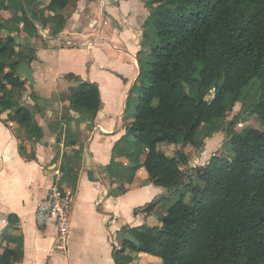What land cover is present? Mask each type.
Listing matches in <instances>:
<instances>
[{"label":"trees","instance_id":"trees-1","mask_svg":"<svg viewBox=\"0 0 264 264\" xmlns=\"http://www.w3.org/2000/svg\"><path fill=\"white\" fill-rule=\"evenodd\" d=\"M71 1L49 0L47 10L60 12ZM144 3L151 10L144 36L150 32L153 44L143 53L145 58L140 57L138 78L127 97L126 107L134 89L140 95L126 133L146 151L128 178L143 167L148 181L169 193L183 179L184 192L159 218L160 228L127 231L145 245L141 252L158 257L162 264H264V0ZM22 21L36 34L25 14ZM46 21L43 18V25ZM5 28L0 22V112L13 109L9 89L24 86L17 66L31 60L19 56L16 40L4 33ZM67 78H75L78 85L71 89L65 109L94 118L102 108L97 85L71 74ZM187 86L195 88V96ZM249 87L255 92L250 110L260 126L227 137L232 159L213 154L205 165L194 168L195 182L180 170L189 157L179 148L167 155L157 150V144L177 145L179 140L203 146L199 128L225 119L227 101H240ZM209 92L214 94L207 99ZM32 111L16 107L14 117L38 136ZM213 133L211 128L205 137ZM155 206L147 204L135 213L150 214ZM127 250L140 251L124 241L114 254L115 264L131 262L132 257L124 255ZM21 259V251L0 246V264H19Z\"/></svg>","mask_w":264,"mask_h":264},{"label":"crops","instance_id":"crops-1","mask_svg":"<svg viewBox=\"0 0 264 264\" xmlns=\"http://www.w3.org/2000/svg\"><path fill=\"white\" fill-rule=\"evenodd\" d=\"M74 1L78 15L102 18L96 37H88L95 34L94 29L85 35L65 29L45 46L16 47L19 56L31 58L28 65L36 84L29 85L19 75L24 86L9 89L13 109L0 112V246L21 251L19 264H115L114 254L123 237L131 235L127 230L160 228L159 218L173 204L167 209L160 206L169 192L151 184L145 169H137L128 178L142 157L135 156L139 143L126 133L130 122L124 114L141 54L153 44L149 34L144 36L151 10L144 0ZM72 38L81 42L65 46ZM30 53L34 55L29 57ZM69 74L97 85L102 108L94 118L61 108V99L68 100V91L78 85L75 78H67ZM62 80L76 84L62 89ZM41 87L48 90L44 98L37 94ZM22 106L33 110L40 135L28 133L14 117L16 107ZM218 132L205 138L210 142H205L208 149L196 156L201 164L219 151ZM188 146H179L189 157L187 164L180 165L187 175L198 163L191 157L195 147ZM210 146L218 150L211 153ZM54 183L71 200L70 229L61 247L53 224L40 226L35 218ZM178 191L183 188L173 192ZM150 203L156 204L152 213H135ZM124 255L132 257L128 264H162L158 257L141 251L127 250Z\"/></svg>","mask_w":264,"mask_h":264},{"label":"rangeland","instance_id":"rangeland-1","mask_svg":"<svg viewBox=\"0 0 264 264\" xmlns=\"http://www.w3.org/2000/svg\"><path fill=\"white\" fill-rule=\"evenodd\" d=\"M49 0H12V1H7V0H0V6L5 8L4 10H0V22L6 27L4 29V33L7 35L13 37L16 42H17V49L18 50H25L27 49V46H36L37 48L45 46L47 43L51 42L53 39H55V35L59 34L62 30H68L70 29H75L83 33H88L91 29L87 28L85 26L84 21L81 18V14H77L78 9H77V1H72L67 8L60 12L52 13L47 10V5H48ZM23 14H25L34 24L36 28V34L34 32H31L28 28L25 29V26L23 24ZM73 16H75L73 18ZM43 18H47V23L46 25H43L42 20ZM58 19H60L59 22ZM94 20L97 21V25L92 28L96 32L95 34L92 35L88 34V37L95 38L97 31H99L101 25H102V18L97 17L93 18ZM145 29V25H144ZM60 30V31H59ZM147 30V29H145ZM79 33V32H78ZM86 33V34H87ZM151 38H153V35L150 32H147ZM87 37V38H88ZM75 40H78L81 42L80 39H74L72 38V41L68 44L65 43V46L68 47H74L76 45H73L72 43L75 42ZM49 41V42H48ZM34 53H30V56H33ZM146 55L141 54V58H145ZM28 57V56H25ZM76 83L74 81H68L62 80L59 82V85L62 89L66 88L67 86H74ZM187 92L195 96L196 90L192 86H187L186 87ZM37 94L44 98L46 97L47 89L44 87L37 88ZM246 91V96L243 93L241 96L240 101L235 102L233 99H229L227 101V106L229 108V112L227 113V116L225 119H220V120H215L214 123L211 126H202L199 128L197 132V137L199 140H203V142H208L205 138L207 132L213 128L215 129L218 134L215 136L217 137L218 135L220 137L219 141V151L213 154L220 155L223 158H226L228 160L233 158V154L229 149L228 144L226 143V139L228 136L232 135H243L247 131L252 130V129H259V123L257 121V118L255 114L251 113L250 110V104L252 103V99L254 98L255 92L249 88L245 89ZM69 92V93H68ZM67 95L70 96V91H68ZM209 96L207 99L213 97V92H209ZM12 96V94H11ZM139 92L137 89H134L132 91L131 97L128 99L127 102V107L126 111L124 114V119L128 122H131L134 117H135V112H136V107L139 102ZM67 100V98H65ZM64 98L61 99V108L65 109L66 108V102ZM205 140V141H204ZM209 140V139H208ZM182 143H178L177 145H169V144H157V150L167 154H170L172 151H174L175 147L179 148ZM205 144L203 146L194 148L193 154L191 157L195 158L198 153H203L206 149ZM189 148L192 146H188ZM217 147L215 146H210L211 153L216 150ZM217 149V150H218ZM216 150V151H217ZM145 146L142 144H139V148L137 151V154L135 156L142 157L145 154ZM197 161L198 163L196 164V167H201L205 165L207 162L204 161L205 163L199 162L198 157ZM208 158V155H207ZM206 158V159H207ZM208 160V159H207ZM189 166V165H188ZM142 172L144 171L143 167H140ZM138 168V169H140ZM191 174V178L193 181L197 182L195 175L193 173V169L191 170V173H188V175ZM182 188V185L180 186ZM168 192V191H167ZM184 191L182 192H170L161 199V204L160 206L163 209H167L172 203L180 199V195L183 194ZM189 196L186 195L184 197V201H188ZM161 210V209H159ZM159 214H162L161 211H159ZM155 229V227H153ZM124 242V241H123Z\"/></svg>","mask_w":264,"mask_h":264},{"label":"built area","instance_id":"built-area-1","mask_svg":"<svg viewBox=\"0 0 264 264\" xmlns=\"http://www.w3.org/2000/svg\"><path fill=\"white\" fill-rule=\"evenodd\" d=\"M71 200L63 193L58 184H53L47 197L38 205L35 218L40 226L53 224L59 246L67 242L70 229Z\"/></svg>","mask_w":264,"mask_h":264},{"label":"water","instance_id":"water-1","mask_svg":"<svg viewBox=\"0 0 264 264\" xmlns=\"http://www.w3.org/2000/svg\"><path fill=\"white\" fill-rule=\"evenodd\" d=\"M81 18L84 21V24L87 26V28L92 29L97 25V21L94 20L90 15H86L85 13L81 14ZM17 73L20 76L24 77V80L29 84V85H35L36 82L33 78L32 72H31V68L30 66L26 63V62H21L18 66H17ZM27 109L30 111V108L27 107ZM62 133V131H60V134ZM88 176L91 180H93V175L91 172L88 173ZM184 182L183 179L179 180L176 184L175 189H178L180 187V185ZM122 241H128L130 242L134 247H136L138 250L142 251L145 247L144 244L139 243L135 237H133L132 235H125L122 239Z\"/></svg>","mask_w":264,"mask_h":264}]
</instances>
